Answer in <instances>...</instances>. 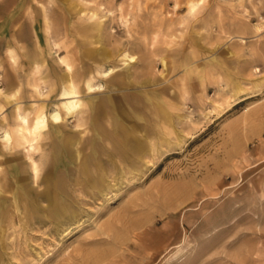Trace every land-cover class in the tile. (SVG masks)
<instances>
[{
    "label": "rangeland",
    "instance_id": "1",
    "mask_svg": "<svg viewBox=\"0 0 264 264\" xmlns=\"http://www.w3.org/2000/svg\"><path fill=\"white\" fill-rule=\"evenodd\" d=\"M187 1L0 0V264H264V0Z\"/></svg>",
    "mask_w": 264,
    "mask_h": 264
},
{
    "label": "bare ground",
    "instance_id": "2",
    "mask_svg": "<svg viewBox=\"0 0 264 264\" xmlns=\"http://www.w3.org/2000/svg\"><path fill=\"white\" fill-rule=\"evenodd\" d=\"M188 11L193 13L196 11L198 7V2L196 1H189L188 3ZM200 4V2H199ZM45 21L47 20L46 15H45ZM46 31L48 29L46 25ZM122 57H125L128 62L135 60V56L133 54H129L127 52H121ZM120 56V55H119ZM123 59V58H122ZM60 60L64 62L66 65L67 69L71 68V65L65 61L63 57H60ZM36 62V61H34ZM38 64V63H37ZM33 69V68H32ZM38 69V67H36ZM114 70L113 67H110L107 70H104L101 72L103 76H107L110 73H112ZM36 72V70H35ZM67 74V73H64ZM65 80V79H64ZM94 82V81H93ZM91 79H86L85 80V87L88 91H94L95 89H100L102 87L101 83L94 84ZM38 84V83H37ZM77 82L74 80V78L70 75H68V80L66 84L63 85L61 89V98L64 99L61 101L59 108L55 109L51 113H49V116L43 111L40 110L31 120L28 118L29 116L27 115H21L17 113V118L20 120V128L23 133V137L25 138L24 141L26 143L22 144L24 152L26 156L31 160V170L33 173L34 178L38 176V163L36 160L33 158L32 153L34 150H36L37 145V139L40 137L42 134L43 130L46 128L48 123V118L49 120L54 123L53 125H58L59 122H61L65 116L68 115H73L79 112V107L81 105L80 100H79V90L77 86ZM39 85V84H38ZM37 86V85H36ZM9 96H11L10 93H7ZM56 127V126H55ZM56 130V129H55ZM58 133V130H57ZM3 139L7 142V144L12 143V137L11 133L8 131V129L3 130ZM139 141L136 139L133 140L132 146L133 147H138ZM95 177V176H94Z\"/></svg>",
    "mask_w": 264,
    "mask_h": 264
},
{
    "label": "crops",
    "instance_id": "3",
    "mask_svg": "<svg viewBox=\"0 0 264 264\" xmlns=\"http://www.w3.org/2000/svg\"><path fill=\"white\" fill-rule=\"evenodd\" d=\"M191 1H193V0H190V2ZM188 3H189V1H187ZM189 5V4H188ZM189 7V6H188ZM92 13H90L88 16H87V19H92ZM98 25H96L95 27H98V31L99 32H101V30H102V22L101 21H98ZM45 25H47V27H48V29H49V25L46 23ZM94 28V23H90V25H87V26H83V29L85 30V31H90V32H92V34H93V29ZM98 40H99V42L101 41V36L99 35V37L97 36L96 37V39H95V41H94V39L93 40H91L90 42H93V43H98ZM12 48L10 47L9 49H7V51H6V59H7V61L9 62V64L12 66L13 65V63H14V60H13V58H10L8 55L9 54H12L11 53V50ZM101 55H103V56H105L106 55V53L104 52V51H102L101 52ZM60 57H64V56H60ZM60 57H59V60H60ZM65 58V57H64ZM32 60V62H33V66L35 67H38V65H39V58L38 57H35V58H33V59H31ZM67 60V59H66ZM34 61H36V62H34ZM61 61V60H60ZM62 62V61H61ZM70 65H71V68L70 69H67V67H66V65H65V71H64V73H67V74H64L63 73V78L65 79H63L64 80V83H63V85L64 84H66V82H67V80H68V75H70V76H72L73 78H74V80L78 83L79 81H78V77H77V75H75L74 73H73V67H72V64L69 62V61H67ZM38 63V64H37ZM64 63V62H63ZM78 84H80V83H78ZM63 85H61V88H62V86ZM78 87H79V85H78ZM61 88H59L60 90H61ZM9 90H11L12 92H13V94H12V96H9L7 93L9 92ZM0 91H2L3 93H4V95H5V98L8 100V102H12V97H15V94H16V92H17V88H15L14 86H11V87H7L6 89H4V90H2V89H0ZM17 112L18 113H20L21 115H24V113H26L27 112V110H21V106L20 105H15V109H14V117H15V119H16V121H17V125H18V120H17V118H16V115H17ZM55 126H57V125H55ZM10 133H11V131L10 130H8ZM11 136H12V134H11ZM15 140V139H14ZM15 143V142H14Z\"/></svg>",
    "mask_w": 264,
    "mask_h": 264
}]
</instances>
